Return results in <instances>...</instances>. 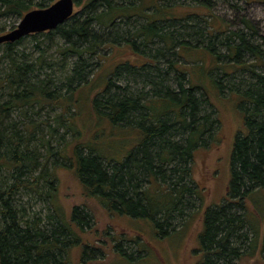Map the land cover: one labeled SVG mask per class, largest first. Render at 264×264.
I'll return each instance as SVG.
<instances>
[{
    "label": "trees",
    "instance_id": "16d2710c",
    "mask_svg": "<svg viewBox=\"0 0 264 264\" xmlns=\"http://www.w3.org/2000/svg\"><path fill=\"white\" fill-rule=\"evenodd\" d=\"M162 1L75 0L76 6L83 4L87 18L71 17L48 33V36L55 34L69 44L58 50L64 62L62 82L58 84L53 74L40 78L34 65L13 56V49L23 39L15 44H4L10 64L4 77L0 76V264H100L105 251L111 252L109 243L94 246L96 242L91 241L95 235L92 236L89 229L94 221L87 209L74 207L65 213L59 204H54L60 169L73 172L83 193L96 200L104 212L150 221L159 237L168 236L167 228L172 226L161 223L173 220L174 213L183 219L186 209L194 207L190 199L200 192L189 183L190 165L195 152L207 146V141L213 139L221 125L212 94L221 99L223 85L212 76L214 72L230 79L231 97L228 100L235 95L238 98L237 107L245 116L247 133L235 139L228 196L216 210L207 209L200 244L204 247L203 264H231L232 257L239 256L240 251L232 245L234 240L238 244L245 237L240 234L244 221L234 211L236 206L246 208L255 188L264 190V76L242 89L236 85L234 73L244 66L241 62L243 54L256 57L261 66H264V59L259 47L250 46L245 36L230 32L223 42L228 52L223 57L229 62L220 63L222 55L213 52L214 42L222 31L218 28L217 18L208 15L212 20H203L211 32L209 45L202 48L200 41L206 38L204 30L186 31L192 28V24H188L192 14L178 11L183 6L163 4ZM33 6L31 0H0V18L14 15L22 18ZM37 8L46 7L39 4ZM169 8L173 14L168 12ZM133 19L144 20V25L135 30L134 38L142 39L145 47L159 40L163 48L159 49L158 55L172 52L181 59L179 64L167 60L171 64L169 69L180 75L176 82L178 88L173 90L168 86L170 78L157 77L158 81L145 80L153 86L149 96L142 92L119 95L112 94V90L120 88L105 78V86L99 89L102 93L98 92L90 99V123L87 128H77L74 118L78 113L71 115L68 122L65 115L71 114V108H81V94L84 95L93 84L87 80L88 74L84 73L86 69L82 68V63L88 61L85 57L98 59V53L104 47H114L93 28L99 25L104 30L113 29L123 20ZM244 24L253 30L249 22ZM176 27L185 32L175 35L171 29L177 31ZM194 39H199L197 45L192 44ZM196 53L201 55V60H193ZM206 59L209 60L207 66L204 65ZM39 61V69H45L47 64L43 58ZM199 62L201 64L196 65ZM86 66L93 67V64ZM121 66V70H130L142 65L127 61ZM186 76L188 86L183 81ZM77 90L81 93L76 97ZM48 105L63 110L49 137L61 127L69 135L68 140L65 135L61 138L58 149L45 141L44 136L36 137L40 124L27 125L25 121L29 111L42 110ZM205 106H210L213 112L204 113ZM85 129L89 132L94 129L87 139L82 132ZM130 130L136 131L140 140L129 156L109 157L102 152L106 134L112 139L116 134ZM51 159L54 161L48 168ZM144 185H148L147 188L144 189ZM30 194L46 199L49 214L31 215L22 208V196ZM246 223L251 225L248 220ZM118 235L114 238L119 240L114 249L120 250L122 259L134 261V256L124 251V242L131 247L137 246V254L147 252L145 245H140V235L132 239H126L121 233ZM257 240L260 249L264 250V236L262 240L258 236Z\"/></svg>",
    "mask_w": 264,
    "mask_h": 264
},
{
    "label": "rangeland",
    "instance_id": "374dc122",
    "mask_svg": "<svg viewBox=\"0 0 264 264\" xmlns=\"http://www.w3.org/2000/svg\"><path fill=\"white\" fill-rule=\"evenodd\" d=\"M31 1L34 6L30 11L40 9L37 8L39 4H44L48 8L58 0ZM135 3L139 4L138 1ZM162 3L183 6L178 11L181 13L182 11H186V13L192 14V18L188 22V24H192V28L186 31H192L193 33L197 32V30H204L206 38L200 41L202 48L207 47L210 43L209 33L211 32V28L205 22L212 19L208 15L217 18L218 28H221L222 31L220 32L221 36L219 39L214 42V50L216 52H213L215 53L214 55H222L219 59L220 63L229 62L226 57H223L227 56L228 53L223 42H225L230 32L245 36L250 46L259 47L264 59V0H163ZM168 12L170 14L174 13L172 9L168 10ZM75 17L79 20L87 18L83 4L79 7L75 5L73 18ZM22 18L16 17V15L0 18V36L17 28ZM135 20H123V23H119L113 29L104 30L99 25L93 28L96 34L110 44L112 43L114 47L112 49L104 47L98 53V59L97 57H93L91 60L85 57V60L88 61L84 64L82 63V68L86 69L84 73L88 74L87 80L93 84L84 95L81 94V108H71V114L65 115L67 122V119H70L71 115L78 113V116L74 118L77 128L84 129L90 123V99L96 97L98 92L102 93L99 89L105 86V78L120 88L112 90V94L118 93L119 95L142 92L149 93V96L151 95L150 88H153V86L150 82H145V80L158 81L157 77L170 78L168 86L173 90L178 88L176 82L180 78V75L174 69H169L171 64L169 65L167 60L171 59L175 64H179L181 59H177V55L173 56L172 52L158 55L159 49L163 48V43L159 40H155L153 44H147V47H145L142 39L134 38L135 30L144 25V20ZM245 21L250 23L253 30H249L245 26ZM176 28L177 31L175 28L171 29L175 35L185 32L180 27ZM225 29L226 31L223 32ZM48 33H39L25 37L23 42L13 49V56L22 59L30 65H34L36 73L40 78H44L46 74H53V79L58 84L59 81L62 82V69L64 66L63 57L60 56L58 50L68 47L69 44L55 34L48 36ZM198 41L199 39H194L192 40V44L197 45L196 42ZM210 49L213 50L212 47ZM200 57L201 55L196 53L193 60H201ZM40 58H43V62L47 64L45 69H39L41 65ZM127 61L131 64L142 66L134 69L131 68L130 70H121V65ZM258 61L251 54L242 55L241 62L244 66L239 67L238 71L234 73L235 83L238 87L240 86L242 89H245L246 84L249 86V84L257 82V79H261L264 76V66L258 64ZM70 62H73V60ZM90 63L93 64V67L86 66V64ZM9 64L4 45H0L1 77H4L5 73L8 72ZM200 64L201 62L196 65ZM208 64L209 60L206 59L204 65L207 66ZM157 68H159L161 73ZM167 68L169 71H167ZM117 72L119 74H116ZM212 76L219 79L223 85L221 99L212 94L213 101L217 105L221 125L219 130L214 133L213 139L207 141V146L199 148L195 152L190 165L192 174L189 183L193 189L200 192V195H193L190 199L194 207L191 206L189 209H186L187 213L183 219L178 218L176 213H174L172 214L173 220L170 219L167 222L166 220L163 222V219L161 220V224L168 223L172 226L171 228L165 227L168 230V236L159 237L150 221L110 215L104 212L96 200L88 198L83 193L84 191L80 182L73 172L67 169L57 171L58 193L53 198L54 204H59L65 213H69L74 207H84L87 209L94 221L92 229H89L91 230L89 232H92V236L95 235L91 240L96 242L94 246L108 243L112 246L111 252L105 251L102 259L99 260L100 264H203L202 252L204 247L200 244V237L204 230L205 213L208 208L214 211L226 201L231 182V155L235 139L239 135L243 136L247 133L244 126L245 116L237 107L238 98L235 95L230 101L228 100L231 97L229 88L230 79L216 72ZM183 81L188 86V76ZM80 93L81 91L77 90L75 96H80ZM99 97L101 99L102 95ZM204 109L206 110L204 113L213 112L210 106H205ZM62 113L63 110L48 105L42 110L29 111L25 121L27 125L30 123L40 124V129L35 133L36 137L38 138L40 135L44 136L45 141H50V145L58 149L60 141L62 142L61 138L65 135L68 140L69 135H66V130L62 127L59 128L58 132L50 134V137L49 133L55 129V121ZM15 116L17 115L14 114ZM82 132L85 133V138L87 139L93 135L94 129L90 132L85 129ZM105 138L106 140L102 141L101 149L109 157L129 156L131 150L140 140L139 135L134 130L123 134L120 132L112 137V139H109L108 134H106ZM41 153L44 155L45 149L41 150ZM49 161L48 168H51L54 160L51 159ZM147 186L144 185L143 188L145 189ZM44 189L48 190L45 186ZM21 200L23 202L21 204L22 208L29 214H49L48 203L44 201L46 199L36 194H30V196L23 195ZM245 205V209L244 207L238 208L236 206V210L234 211L244 221V229L240 231V234H243L245 237L238 244H236V240L233 241L232 246L238 249L240 253L237 258L232 257L231 264H264V250L260 249V243L257 240L258 236L261 240L264 236V190L255 188L249 195ZM246 220L251 223L250 226L246 223ZM254 229L258 235H255ZM96 230L98 235L95 234ZM104 232L108 233L102 236ZM120 233L126 239H132L133 236L138 237L140 235L142 238L140 245L144 244V249H147V252L137 254V246L131 247L130 244L124 242V251L127 255L132 254L134 261L122 259L119 255L120 250L114 249V246L119 242V240H114V238L120 236L118 235Z\"/></svg>",
    "mask_w": 264,
    "mask_h": 264
},
{
    "label": "water",
    "instance_id": "95a60500",
    "mask_svg": "<svg viewBox=\"0 0 264 264\" xmlns=\"http://www.w3.org/2000/svg\"><path fill=\"white\" fill-rule=\"evenodd\" d=\"M75 0H58L45 9L28 12L17 28L0 36V45L15 44L30 35L56 30L74 15Z\"/></svg>",
    "mask_w": 264,
    "mask_h": 264
}]
</instances>
